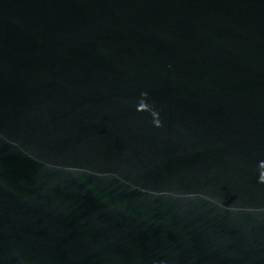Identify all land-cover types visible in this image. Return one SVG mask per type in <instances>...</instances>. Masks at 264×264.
<instances>
[{"label":"water","instance_id":"1","mask_svg":"<svg viewBox=\"0 0 264 264\" xmlns=\"http://www.w3.org/2000/svg\"><path fill=\"white\" fill-rule=\"evenodd\" d=\"M0 264H264V0H0Z\"/></svg>","mask_w":264,"mask_h":264}]
</instances>
